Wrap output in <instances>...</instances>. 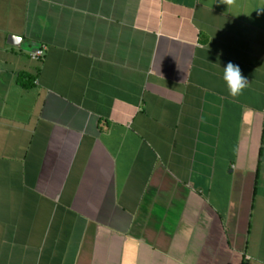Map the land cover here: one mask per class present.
Instances as JSON below:
<instances>
[{"label": "crops", "instance_id": "crops-1", "mask_svg": "<svg viewBox=\"0 0 264 264\" xmlns=\"http://www.w3.org/2000/svg\"><path fill=\"white\" fill-rule=\"evenodd\" d=\"M0 264H264V0H0Z\"/></svg>", "mask_w": 264, "mask_h": 264}, {"label": "built area", "instance_id": "built-area-1", "mask_svg": "<svg viewBox=\"0 0 264 264\" xmlns=\"http://www.w3.org/2000/svg\"><path fill=\"white\" fill-rule=\"evenodd\" d=\"M43 49H44V46H40V47H37L35 48L31 53H30V57L31 58H34V59H38L42 56L43 54Z\"/></svg>", "mask_w": 264, "mask_h": 264}, {"label": "trees", "instance_id": "trees-1", "mask_svg": "<svg viewBox=\"0 0 264 264\" xmlns=\"http://www.w3.org/2000/svg\"><path fill=\"white\" fill-rule=\"evenodd\" d=\"M32 79H33L32 77H28V76H24V75L19 76V82L23 86L29 85L31 83Z\"/></svg>", "mask_w": 264, "mask_h": 264}, {"label": "water", "instance_id": "water-1", "mask_svg": "<svg viewBox=\"0 0 264 264\" xmlns=\"http://www.w3.org/2000/svg\"><path fill=\"white\" fill-rule=\"evenodd\" d=\"M14 39H16L17 40V38L16 37H14V36H10L9 37V40H14ZM11 42V41H10Z\"/></svg>", "mask_w": 264, "mask_h": 264}]
</instances>
